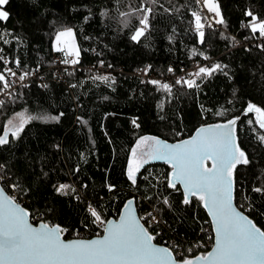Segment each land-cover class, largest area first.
<instances>
[{
  "label": "trees",
  "instance_id": "obj_1",
  "mask_svg": "<svg viewBox=\"0 0 264 264\" xmlns=\"http://www.w3.org/2000/svg\"><path fill=\"white\" fill-rule=\"evenodd\" d=\"M215 1L224 24L205 27L200 43L192 13H198L202 23L205 18L197 0H9L5 9L10 18L0 22V57L18 74L36 76L3 100L0 136L19 113L59 117L32 119L18 137L9 134V142L0 145V186L31 213L33 223L43 219L67 228L65 240L89 239L102 234L91 223L89 205L110 219L133 199L138 216L156 210L160 223L149 229L159 232L156 244H178V251L191 256L206 253L213 243L208 216L194 198L191 205H183L179 187H167L169 166L144 164L132 185L128 162L142 136L173 143L201 126L239 116L237 142L250 163L237 168L234 201L264 230V193L253 191L264 188V144L258 139L264 130L255 123V114L244 115L248 103L264 109V51L256 46L259 33L254 37L246 27L248 12L257 22L264 21V0ZM142 8L153 11L137 43L131 36L146 14ZM68 28L80 50L72 70L52 46L56 34ZM216 63L223 70L197 80L199 89L176 85L177 79L189 78L194 67ZM2 69L0 60V73ZM143 71L145 76L140 75ZM98 76L109 80L94 79ZM149 80L169 84L171 94ZM222 110L223 116L216 115ZM9 184L20 188L14 191ZM60 184L71 186L67 195L56 192ZM165 198L170 206L163 204Z\"/></svg>",
  "mask_w": 264,
  "mask_h": 264
},
{
  "label": "snow or ice",
  "instance_id": "obj_2",
  "mask_svg": "<svg viewBox=\"0 0 264 264\" xmlns=\"http://www.w3.org/2000/svg\"><path fill=\"white\" fill-rule=\"evenodd\" d=\"M152 2L155 3V0ZM8 3L9 0H0V22L6 23L10 18V13L5 9ZM203 3L209 12L221 17L215 23L224 24L218 4L214 3V0H203ZM140 11L146 14L139 19L140 27H137L131 36V40L137 43L149 27L148 13L153 10L142 8ZM192 15L195 17L200 43H203L205 25L201 22L202 17L196 12ZM246 15L251 17L246 27L254 37L259 33L257 38L264 40V21L257 22L258 18L251 12ZM124 25L127 27V21ZM208 27L212 25L209 24ZM256 46L264 51V43ZM53 49L64 56V64L75 66L79 63L80 50L75 44L71 28L56 34ZM193 54H196L195 50ZM204 59L208 57L205 56ZM15 63L17 67L20 66L18 60ZM222 70L219 63L210 67H199L197 71L187 74L189 78L181 77L175 83L188 89H199L197 80L211 77ZM6 71L12 76L16 75L10 68ZM168 71L173 72V69L169 68ZM26 75L27 73L20 75L19 80L24 81ZM224 75L228 74L225 72ZM94 79L107 83L109 77L98 76ZM0 83L4 89L9 88L3 73H0ZM148 83L169 94L172 92V87L167 83L161 84L155 80H149ZM3 104L4 101L0 100V106ZM201 108L202 113L206 111L203 106ZM249 113L255 114V123L264 130V109L248 103L244 115ZM224 114V110L216 113L218 116ZM35 118L59 119L58 116L32 117L19 113L15 117L19 120L18 124H14L12 119L8 120L4 135L0 136V145L9 142V132L13 137H18L25 124ZM239 119L240 117L236 116L224 123L201 126L191 138L177 143H167L154 136H142L132 148L128 162L126 174L132 185L136 184V174L141 167L151 160H163L170 166L167 187L179 191L177 186H181L182 204L191 205L194 198L211 218L214 236H209V240L213 241L210 251L191 256L178 251L180 247L178 244L160 246L154 243L159 232L149 229L153 224L160 223L153 214L156 210L138 216L134 201L131 199L124 204L118 220L105 219L99 211L89 205L87 211L91 223L102 229L103 235L97 232L94 239L65 240L64 236L69 231L67 228L58 224L50 225L43 219L34 227L30 223L31 213L17 202L16 197L7 195L4 186H0V264H264V230L239 210L244 205L238 207L233 203L237 168L250 163L245 151L237 142L236 126ZM132 123L139 127L135 120ZM249 123L252 121L249 120ZM176 135L179 136L180 132L177 131ZM258 139L264 144V135ZM3 168L4 165L0 164V172ZM3 180L4 176L0 175V181ZM9 187L14 191L20 188L19 184H9ZM70 187L60 184L55 190L60 195H67ZM107 187L109 191H113L112 185ZM253 191L264 193V188L256 187ZM163 204L170 206L167 198L163 200ZM75 235H80L78 230H75ZM187 252L191 254L192 249H187Z\"/></svg>",
  "mask_w": 264,
  "mask_h": 264
},
{
  "label": "built area",
  "instance_id": "obj_3",
  "mask_svg": "<svg viewBox=\"0 0 264 264\" xmlns=\"http://www.w3.org/2000/svg\"><path fill=\"white\" fill-rule=\"evenodd\" d=\"M197 1H198L199 6H200V9H201V11H202V13H203V15L205 17V20L203 22V24L205 25V27H208V25L211 24L212 27H209V28H218L219 26H218L217 23H215V20L213 18L214 16L210 12H208V11H206L204 9L203 1L202 0H197ZM257 41H258V44L264 43V40L258 39ZM0 60H1L2 64H3L2 73L6 76V79H7L8 83H9V88L8 89H4L3 88V85L1 83V86L2 87L0 89V100L3 101V100L10 99L18 91V89H20L23 86L28 85L29 81L32 80L36 75H35V73H31L30 75H26L25 76L24 81H20L19 80V76L20 75H23V74H18L17 72H15L8 65L7 59L5 57H3V59H0ZM67 67L69 69H71V70L75 68V66H73V65H67ZM9 68L12 70V72H15L16 73L15 76H12L11 73H9V72L6 71V69H9ZM197 70H198V67H194L192 71H189V73H193V72H195ZM142 73L145 76V72H142ZM0 175H2L1 172H0ZM31 221L34 222L33 220H31Z\"/></svg>",
  "mask_w": 264,
  "mask_h": 264
},
{
  "label": "water",
  "instance_id": "obj_4",
  "mask_svg": "<svg viewBox=\"0 0 264 264\" xmlns=\"http://www.w3.org/2000/svg\"><path fill=\"white\" fill-rule=\"evenodd\" d=\"M207 126V125H206ZM198 129V128H197ZM196 129V130H197ZM196 130L193 132V134L190 136V137H188V138H186V139H189V138H191L193 135H195V132H196ZM186 139H183V140H186ZM165 141V140H164ZM180 141H182V140H180ZM167 142V141H166ZM177 142H179V141H176V142H173V143H177ZM167 143H169V142H167ZM149 163H152V164H161V165H166V166H169L165 161H163V160H151ZM209 166H210V162H209ZM169 168H170V166H169ZM170 173H171V168H170V172H169V175H170ZM169 175H168V178H169ZM177 187H179V189H180V191H181V193H182V195H183V189H182V187L181 186H177ZM8 195V194H7ZM130 200V199H129ZM131 200H133V199H131ZM128 201V200H127ZM126 201V202H127ZM134 201V200H133ZM125 202V203H126ZM124 203V204H125ZM233 203H234V205H235V201H233ZM124 204H123V206H124ZM123 206L120 208V210H119V213L122 211V209H123ZM134 206L136 207V204H135V201H134ZM204 209V208H203ZM136 211H137V208H136ZM204 211L206 212V214H207V211L204 209ZM119 213H118V215L116 216V218H110V219H113V220H118L119 219ZM137 215H138V213H137ZM207 216H208V214H207ZM208 219H209V222H210V226H211V218L208 216ZM30 223H32L33 224V226L34 227H36V226H38V224L39 223H37V224H35V223H33L32 221H31V215H30ZM212 234H213V236H214V233L212 232ZM101 235H103V232H102V234ZM94 238H96V237H92V238H89V239H94ZM70 240H72V239H70ZM155 243V242H154ZM212 245H213V243H212ZM160 246H163V245H160ZM211 248H212V246H211ZM211 248H210V250H211ZM209 250V251H210Z\"/></svg>",
  "mask_w": 264,
  "mask_h": 264
},
{
  "label": "rangeland",
  "instance_id": "obj_5",
  "mask_svg": "<svg viewBox=\"0 0 264 264\" xmlns=\"http://www.w3.org/2000/svg\"><path fill=\"white\" fill-rule=\"evenodd\" d=\"M214 3H216V1L214 0ZM217 4V3H216ZM203 5H204V3H203ZM205 8V10H207L208 11V9L206 8V7H204ZM209 12V11H208ZM214 17V20L216 21L217 19H219V17H217L216 16V14L214 13V12H210ZM73 31V30H72ZM75 37V36H74ZM54 43H55V38H54V40H53V43H52V46L54 45ZM75 44H76V41H75ZM137 74H139L138 72H137ZM140 75L141 76H144V74L141 72L140 73ZM25 114V113H24ZM18 114H16V115H14L11 119L13 120V122H14V124H18L19 123V120H17V119H15V117L17 116ZM7 126H8V124H7ZM6 126V127H7ZM9 134H11V132L9 133Z\"/></svg>",
  "mask_w": 264,
  "mask_h": 264
},
{
  "label": "bare ground",
  "instance_id": "obj_6",
  "mask_svg": "<svg viewBox=\"0 0 264 264\" xmlns=\"http://www.w3.org/2000/svg\"><path fill=\"white\" fill-rule=\"evenodd\" d=\"M143 72H145V71H143ZM140 73H141V72H140ZM24 74H25V73H24ZM24 74H23V75H24ZM27 75H30V74H27Z\"/></svg>",
  "mask_w": 264,
  "mask_h": 264
}]
</instances>
